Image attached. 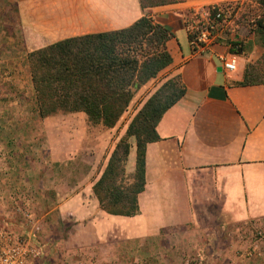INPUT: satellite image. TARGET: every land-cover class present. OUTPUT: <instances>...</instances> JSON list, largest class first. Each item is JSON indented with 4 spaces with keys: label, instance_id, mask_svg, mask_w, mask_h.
I'll list each match as a JSON object with an SVG mask.
<instances>
[{
    "label": "crops",
    "instance_id": "crops-1",
    "mask_svg": "<svg viewBox=\"0 0 264 264\" xmlns=\"http://www.w3.org/2000/svg\"><path fill=\"white\" fill-rule=\"evenodd\" d=\"M245 1L177 0L142 9L140 0H0L18 13L15 35L22 36L26 55L65 39L124 30L149 17L169 31L166 48L172 64L136 93L132 103L143 99L137 114L165 83L175 80L185 90L160 120V140L147 146L145 190L139 195L140 212L135 217L106 213L94 193L116 143L92 146L98 151L94 157L90 144L82 143L88 156L77 157L70 151L61 157L52 151L50 157L36 160L47 169H41L39 179L52 190L59 188L56 164L67 161L70 172L63 187L66 198L56 203V212L68 228L67 238L48 239L50 246L36 264H162L172 257V251L158 249L162 239L185 233L200 237L212 258L225 264H264V244L261 258L243 256L251 226L264 224V85H237L244 79L246 62L235 73L223 69L220 56L238 57L229 47L239 34L236 29L230 40L203 50L194 49L187 32L200 11L216 5L234 8ZM29 73L26 65L25 82L20 73L4 79L28 83V92L12 112L27 121L31 113L41 123L56 118L43 119L39 111H29V104L36 107ZM68 116L89 123L84 113ZM5 117L0 110V119L7 121ZM134 151L132 146L129 178L136 169ZM90 159L94 162L90 172L77 178L69 163H90ZM224 237L229 246L222 251L216 243Z\"/></svg>",
    "mask_w": 264,
    "mask_h": 264
},
{
    "label": "trees",
    "instance_id": "trees-1",
    "mask_svg": "<svg viewBox=\"0 0 264 264\" xmlns=\"http://www.w3.org/2000/svg\"><path fill=\"white\" fill-rule=\"evenodd\" d=\"M177 0H140L142 9L175 4ZM264 8V0H257ZM256 35L264 48V21ZM169 31L144 17L119 31L69 38L29 54L32 83L41 118L84 113L92 125L113 129L129 110L136 93L172 64L166 44ZM230 52L239 55L238 43ZM262 65L246 66L238 86L264 85ZM171 80L153 95L131 122L127 138L136 139V169L126 176L131 146L122 139L112 153L94 193L102 210L114 216L139 214V195L146 184V149L160 140L157 126L164 114L184 95Z\"/></svg>",
    "mask_w": 264,
    "mask_h": 264
},
{
    "label": "rangeland",
    "instance_id": "rangeland-1",
    "mask_svg": "<svg viewBox=\"0 0 264 264\" xmlns=\"http://www.w3.org/2000/svg\"><path fill=\"white\" fill-rule=\"evenodd\" d=\"M232 11L230 27L239 33L236 34L235 43L239 44L237 49H242L237 57L238 62L239 64L246 62V66L258 64L260 67L264 48L258 41L256 29L257 23L261 20L264 21V8L258 4L257 0H246L244 4L239 3L234 6ZM17 16L18 13L11 4L0 2V110L7 115L5 117L7 121L0 119V143H2L0 145V160H3V163L0 164V228L30 237L41 253L40 257L32 261V264H36L42 259L45 249L50 246L48 239L67 238L66 230L68 228L62 224L60 215L56 212V203L66 198L67 192L63 187L70 179L68 162H59L55 166L56 184L59 188L52 190L50 186L46 187L48 183L44 182V184L38 177L43 168L37 164L36 160L50 157L52 151L61 157L70 151L72 154H77V157L88 156L82 143L90 144L88 148L93 150L92 146H98L101 143H116L117 145L122 139H127L131 147L137 148L136 139L134 137L127 138L126 134L131 122L137 116V110L143 99L132 103L113 129L89 123V125L84 124L78 118L63 114L43 123L32 118L31 113L28 121L24 116L16 115L12 110L16 105L21 104L22 95L28 92V83H22L25 82L22 76L25 75L26 65L29 66V75L32 79L28 59L30 53L26 55V51L22 48V36L15 35L18 30ZM17 73H20L22 82L15 83L12 80H4ZM261 79L264 80V74ZM31 86L35 93L33 83ZM35 105L36 107L29 104V111H39L37 99ZM95 149L92 151L94 153L91 152L93 157L95 153L98 155V151L95 152ZM25 157L26 159H24ZM5 159L6 162H4ZM97 159L100 161L101 158ZM89 161L90 163H85L83 160L69 163L72 165L71 171L77 178H83L84 173L90 172L89 169L93 167L94 162L92 159ZM84 167L88 169L85 170ZM127 167L128 163L126 176L129 174ZM65 169H67V173L64 171ZM43 171L46 172L47 169H43ZM261 227H259V223L256 226H251L252 233L250 240H247L248 245L243 254L247 259L254 258V256L262 257L260 249L262 250L264 241L257 240ZM239 229L238 233H240ZM200 239L193 233L164 237L158 249L162 253L172 251V257L165 259L162 264H225L222 259H213V252L210 248H206ZM227 241L226 237L223 240L220 239L216 243L219 244L216 247L220 246L222 251L227 250L229 246Z\"/></svg>",
    "mask_w": 264,
    "mask_h": 264
},
{
    "label": "built area",
    "instance_id": "built-area-1",
    "mask_svg": "<svg viewBox=\"0 0 264 264\" xmlns=\"http://www.w3.org/2000/svg\"><path fill=\"white\" fill-rule=\"evenodd\" d=\"M232 10L231 5H216L196 14L187 26L190 43L194 49H209L225 38L230 40L229 37L232 36V28L230 27ZM229 47H231L230 44ZM220 60L226 72L235 73L238 70L237 56L222 55ZM257 240L264 241V224L258 233ZM40 254L30 237L18 235L6 228H0V264H32V261L40 257Z\"/></svg>",
    "mask_w": 264,
    "mask_h": 264
}]
</instances>
